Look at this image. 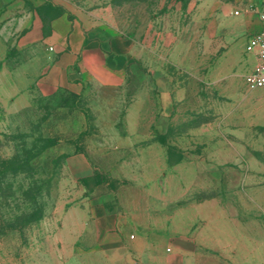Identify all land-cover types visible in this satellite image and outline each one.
I'll return each mask as SVG.
<instances>
[{
	"label": "rangeland",
	"instance_id": "obj_1",
	"mask_svg": "<svg viewBox=\"0 0 264 264\" xmlns=\"http://www.w3.org/2000/svg\"><path fill=\"white\" fill-rule=\"evenodd\" d=\"M73 6L103 14L122 10L139 25L159 20L161 31L170 21L171 41L172 29L176 37L190 22L199 29L209 24L205 11L213 8L204 0H0V264H96L98 258L90 255L96 247L87 236L90 219L102 213L141 224L159 214L168 218L172 184L194 190L187 200L216 191L225 197L224 224L218 232L225 264H264V88H253L241 77L225 83L219 114H209V119L223 117L225 128L211 132L225 141V162L222 170L210 169L207 178L201 176L199 160L177 166L172 174V136L182 148L195 145L184 140L188 129L172 131V112L163 110L146 114L147 121L160 122L144 131L146 139L160 137L161 144L148 153L139 147L138 159L124 162L129 175L119 176L115 166L82 177L94 167L86 153L91 130L80 129V114L73 112L83 106L81 100L65 93L26 97L8 79L18 61L14 41L34 17L47 23L60 8ZM151 34L146 33V44ZM127 35L135 39V28ZM161 62L160 82L149 88L172 90V77L182 88L186 74ZM82 154L85 160L76 158ZM209 164L211 168L214 161ZM200 186L203 193L196 192ZM215 234L210 228L209 237Z\"/></svg>",
	"mask_w": 264,
	"mask_h": 264
},
{
	"label": "crops",
	"instance_id": "obj_2",
	"mask_svg": "<svg viewBox=\"0 0 264 264\" xmlns=\"http://www.w3.org/2000/svg\"><path fill=\"white\" fill-rule=\"evenodd\" d=\"M204 1L213 7L205 11L209 24L199 29L190 22L176 37L172 29V41L168 29L174 25L170 21L161 31L159 20L139 25L130 22L122 10H105L103 14L75 6L60 8L47 23L37 15L14 41L18 61L12 71L9 69L8 79L17 82L26 97L65 93L81 100L83 106L74 107L73 112L80 114L79 128L91 130L86 153L94 167L82 177L115 166L119 176L129 175L124 162L161 144L160 137L146 139L144 131L160 122L147 121L146 114L162 110L172 112V131L188 129L184 140L195 145L182 148L172 136V174L182 164L191 162L193 166L194 160L201 162L203 177L211 175L210 169L222 170L225 141L211 131L225 128L223 117L212 115L209 119V114H219L225 83L239 77L245 81L256 63L255 53L246 52L245 47L260 30L258 13L263 3ZM130 27L137 32L135 39L127 35ZM149 32L147 42H151L146 44ZM162 59L172 64V70L186 74L182 88H177L173 77L172 90L149 88L160 82ZM202 85L210 90L200 89ZM76 158L85 160L83 154ZM211 161L214 164L209 168ZM198 189L197 193H203L202 186ZM189 191L194 190L172 184L168 218L159 214L142 224L121 214L102 213L91 218L87 236L96 247L90 253L98 258L96 264H225L218 233L219 225L224 224L225 197L216 191L215 195L187 200ZM248 201L253 200L249 197ZM210 228L211 232L215 229V238L209 237ZM210 239L216 242L210 244ZM214 245L215 251L211 249Z\"/></svg>",
	"mask_w": 264,
	"mask_h": 264
},
{
	"label": "built area",
	"instance_id": "obj_3",
	"mask_svg": "<svg viewBox=\"0 0 264 264\" xmlns=\"http://www.w3.org/2000/svg\"><path fill=\"white\" fill-rule=\"evenodd\" d=\"M234 14L237 15V12ZM258 18L260 30L249 38L245 47L246 52L255 53L256 63L245 76V82L253 88H264V2L258 13Z\"/></svg>",
	"mask_w": 264,
	"mask_h": 264
}]
</instances>
